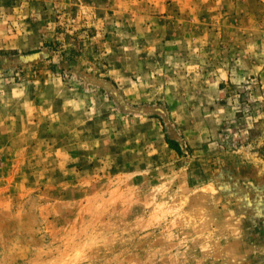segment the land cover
<instances>
[{
  "label": "rangeland",
  "instance_id": "rangeland-1",
  "mask_svg": "<svg viewBox=\"0 0 264 264\" xmlns=\"http://www.w3.org/2000/svg\"><path fill=\"white\" fill-rule=\"evenodd\" d=\"M0 264H264V0H0Z\"/></svg>",
  "mask_w": 264,
  "mask_h": 264
},
{
  "label": "trees",
  "instance_id": "trees-1",
  "mask_svg": "<svg viewBox=\"0 0 264 264\" xmlns=\"http://www.w3.org/2000/svg\"><path fill=\"white\" fill-rule=\"evenodd\" d=\"M167 142L169 143L170 147H172L173 149H175L176 151L179 152V149H178L177 144L175 143V141L168 139Z\"/></svg>",
  "mask_w": 264,
  "mask_h": 264
}]
</instances>
